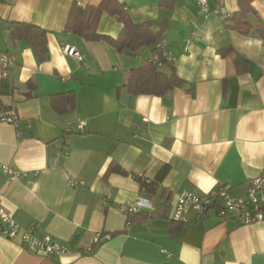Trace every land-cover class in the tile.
<instances>
[{"label": "crops", "instance_id": "0c3cea01", "mask_svg": "<svg viewBox=\"0 0 264 264\" xmlns=\"http://www.w3.org/2000/svg\"><path fill=\"white\" fill-rule=\"evenodd\" d=\"M101 1L0 0V53L15 57L0 79V112L20 118L18 127L0 125V164L21 173L12 179L0 170V201L22 227L38 223V234L69 246L77 235L74 248L51 256L0 235V264H264V220L239 225L216 211L191 212L173 230L172 219L183 190L227 183L240 196L264 175V40L230 29L215 12L223 6L231 18L237 0H207L208 11L199 0H118L135 24L163 30L155 45L130 55L66 29L73 5ZM252 4L251 20L264 21V0ZM15 23L46 31L44 59L26 40H12ZM122 28L104 11L97 32L116 38ZM64 44L85 64L65 55ZM156 48L174 57L158 70L170 75L173 67L185 84L164 95L132 93L131 72L153 61ZM165 165L157 192L142 190L139 178L152 180ZM138 196L152 197L155 209L139 210L127 226L119 205ZM97 231L107 235L100 242Z\"/></svg>", "mask_w": 264, "mask_h": 264}, {"label": "trees", "instance_id": "16d2710c", "mask_svg": "<svg viewBox=\"0 0 264 264\" xmlns=\"http://www.w3.org/2000/svg\"><path fill=\"white\" fill-rule=\"evenodd\" d=\"M237 1L239 10L231 18L227 19V26L242 35L258 34L264 40V21L259 19L258 23L255 24L250 18L251 15L257 16L252 4L253 0ZM164 4L173 7L176 4V0H164ZM104 11L118 16V19L123 23L122 31L116 38L101 35L97 32L98 22ZM66 29L84 37L88 41L104 40L118 52H125L130 55H134L142 47L155 45L161 38L163 31L162 29L160 31L153 30L150 23L135 24L118 0H102L98 6L85 8L73 5L69 11ZM10 35L12 40L15 41L19 39L26 40L41 59L45 58L47 53V33L44 29L31 24L15 23L10 27ZM230 50L232 49L227 48L224 52L227 53ZM154 55V57L159 56L158 60L161 63L172 64V61L165 59L160 48L154 50ZM157 62L146 60L140 69L131 72L127 81L129 91L134 94L164 95L175 87H181L185 84L173 67L172 73L167 75L158 70ZM241 62V57H238L237 66L239 71H242L240 69ZM169 169L168 165L163 166L152 180L140 177L142 190L155 194ZM120 172L123 171L120 170ZM165 194V191L162 192V196H165ZM161 209L164 212L166 211L165 203L159 205V210L155 212L154 216H159ZM135 217H137V214L132 217V221ZM181 226V222H175L173 230H179Z\"/></svg>", "mask_w": 264, "mask_h": 264}, {"label": "built area", "instance_id": "2783aa9c", "mask_svg": "<svg viewBox=\"0 0 264 264\" xmlns=\"http://www.w3.org/2000/svg\"><path fill=\"white\" fill-rule=\"evenodd\" d=\"M204 11H208L207 0H199ZM215 12L219 13L223 19L227 20L231 14L223 6H218ZM62 51L65 55L76 58L85 64V57L81 51L70 44H64ZM166 60L173 61L174 57L169 53L163 55ZM153 60L158 61V57ZM15 57L8 53H0V79L9 73V68L14 64ZM160 62V61H158ZM81 124L83 120L79 119ZM11 124L15 127L20 125V118L14 109L0 112V125ZM29 127V126H28ZM0 170L9 175L12 179L21 176L8 165L0 164ZM231 186L227 183L219 184L209 193L194 190H183L179 193L173 208L172 219L177 222L188 221V216L194 212L201 218L210 211H216L222 219L233 218L239 225H247L264 220V175H258L249 181V187L244 195L233 196L230 193ZM141 209H155L152 197L138 196L134 200L119 205V210L127 218V226L132 224V217ZM40 225L32 223L28 227H22L14 217L4 208L0 201V235L10 240H17L24 248L30 251L51 256L69 251V245L57 240L49 233L38 234ZM102 231L95 234V242H100L104 237Z\"/></svg>", "mask_w": 264, "mask_h": 264}, {"label": "water", "instance_id": "95a60500", "mask_svg": "<svg viewBox=\"0 0 264 264\" xmlns=\"http://www.w3.org/2000/svg\"><path fill=\"white\" fill-rule=\"evenodd\" d=\"M76 238H77V235H76V236H73V238H72L71 241L69 242L71 248H74Z\"/></svg>", "mask_w": 264, "mask_h": 264}]
</instances>
